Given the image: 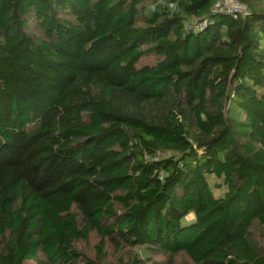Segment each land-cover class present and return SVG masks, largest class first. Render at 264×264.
I'll list each match as a JSON object with an SVG mask.
<instances>
[{
  "label": "trees",
  "instance_id": "1",
  "mask_svg": "<svg viewBox=\"0 0 264 264\" xmlns=\"http://www.w3.org/2000/svg\"><path fill=\"white\" fill-rule=\"evenodd\" d=\"M215 1L0 0V264H264V0Z\"/></svg>",
  "mask_w": 264,
  "mask_h": 264
},
{
  "label": "built area",
  "instance_id": "2",
  "mask_svg": "<svg viewBox=\"0 0 264 264\" xmlns=\"http://www.w3.org/2000/svg\"><path fill=\"white\" fill-rule=\"evenodd\" d=\"M247 6L237 0H216L214 4V12L224 13L233 19L244 17L247 14ZM206 22H200L195 25V29L201 31Z\"/></svg>",
  "mask_w": 264,
  "mask_h": 264
}]
</instances>
